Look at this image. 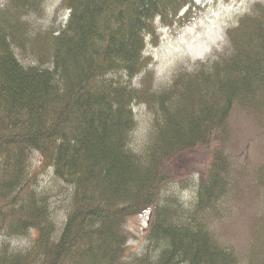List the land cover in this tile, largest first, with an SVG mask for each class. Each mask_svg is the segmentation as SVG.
Wrapping results in <instances>:
<instances>
[{"label":"trees","instance_id":"trees-1","mask_svg":"<svg viewBox=\"0 0 264 264\" xmlns=\"http://www.w3.org/2000/svg\"><path fill=\"white\" fill-rule=\"evenodd\" d=\"M44 3L0 9V264H241L212 227L235 189L231 113L264 114V6L228 29L226 49L160 91L146 52L159 42L155 21L191 24L195 0H62L67 24L31 31ZM140 105L153 114L143 153L131 146ZM197 150L210 161L194 200L164 201L179 181L175 160ZM45 171L66 187L64 221L40 186ZM256 181L264 202V163ZM146 213L147 248L131 252L128 220ZM24 238L27 248L11 243ZM250 248L248 264H264V210Z\"/></svg>","mask_w":264,"mask_h":264},{"label":"rangeland","instance_id":"rangeland-1","mask_svg":"<svg viewBox=\"0 0 264 264\" xmlns=\"http://www.w3.org/2000/svg\"><path fill=\"white\" fill-rule=\"evenodd\" d=\"M199 9L194 11V21L180 29L162 27L160 20L155 21L159 42L151 40L147 46V56L151 59L154 71V89L168 87L181 71L190 72L215 57L228 47L227 32L236 26L240 19L250 13L256 3L264 6V0H195ZM5 0H0V9ZM42 14L30 16L31 31L59 28L67 24L69 12L63 8L62 0H45ZM23 65L32 61L21 60ZM137 128L132 135L131 146L139 153L145 152L153 124V114L145 106H134ZM230 139L227 144V156L233 164L235 189L224 210L216 217L213 231L216 239L226 249L233 250L241 261L248 264L250 247L255 239L259 218L264 210L261 190L256 184V171L264 163V114L241 106L234 107L229 119ZM36 167L41 158L33 159ZM210 155L203 150L184 153L175 160L173 170L179 181L172 183L162 195L164 201L172 197L188 208L196 196V178L205 170ZM182 180V181H180ZM42 189L49 190L52 213L57 222L64 221L68 206L64 186L56 185L51 171L43 172L39 177ZM150 214L131 218L127 223L130 234V250L142 253L147 248L146 235ZM213 223V222H212ZM4 235L0 234V247ZM13 246L27 248L29 239H12Z\"/></svg>","mask_w":264,"mask_h":264}]
</instances>
